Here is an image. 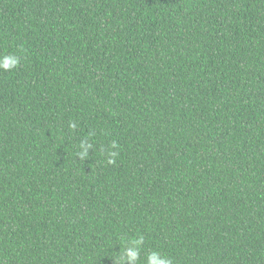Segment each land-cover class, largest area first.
I'll list each match as a JSON object with an SVG mask.
<instances>
[{"label": "trees", "instance_id": "obj_1", "mask_svg": "<svg viewBox=\"0 0 264 264\" xmlns=\"http://www.w3.org/2000/svg\"><path fill=\"white\" fill-rule=\"evenodd\" d=\"M7 55L0 264H264V0H0Z\"/></svg>", "mask_w": 264, "mask_h": 264}, {"label": "clouds", "instance_id": "obj_2", "mask_svg": "<svg viewBox=\"0 0 264 264\" xmlns=\"http://www.w3.org/2000/svg\"><path fill=\"white\" fill-rule=\"evenodd\" d=\"M20 64V58L16 55H7L3 58H0V69H3L4 71H11L15 69ZM75 127V125H72ZM116 145L113 144L112 147H115ZM81 148L83 151L80 153L81 158L87 156L88 149L91 148L90 144H81ZM110 155L112 157H115L117 153L111 152ZM109 163H115L114 159H110L108 161ZM144 238L141 236L139 239H134L132 241V247H126L123 250V259L125 261V264H135V262L140 257V246L143 245ZM147 264H172V261L168 258L161 257V255L158 252H152L148 258H147Z\"/></svg>", "mask_w": 264, "mask_h": 264}]
</instances>
